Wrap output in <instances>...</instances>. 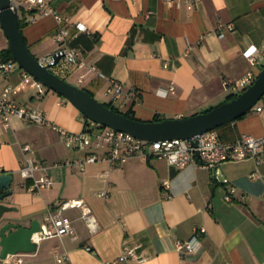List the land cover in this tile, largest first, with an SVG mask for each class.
<instances>
[{
	"label": "crops",
	"instance_id": "obj_1",
	"mask_svg": "<svg viewBox=\"0 0 264 264\" xmlns=\"http://www.w3.org/2000/svg\"><path fill=\"white\" fill-rule=\"evenodd\" d=\"M14 1L23 5L20 20L31 53L39 60L56 54L61 47L55 17L39 14L31 23L25 0ZM49 4L73 24L87 27L88 32L70 46L108 79L122 83L125 93L111 102L106 96L108 79L87 72L80 83L82 72L74 68L61 78L144 122H153L156 116L184 119L215 109L240 93L227 88L226 82L250 74L257 79L264 69V61L253 66L245 56L250 48H264V0H200L193 10L167 0ZM221 24L233 26L224 29V39L219 37ZM71 31L76 33L74 27ZM7 49L10 43L0 25V52ZM15 64L11 74L0 72V90L24 82L15 96L21 107L44 112L51 123L70 132L85 131L86 117L76 106L46 86L41 96L26 79L31 75ZM257 106L264 109V98ZM231 124L238 141L244 135L264 137V111L256 107ZM26 145L33 147L29 156L45 165L53 188L34 193V181L22 177ZM91 154V149L69 147L49 126L29 125L18 118L9 128L0 125V174L14 176V196L7 204L19 209L11 216L22 218L23 226L33 221L44 225L51 212H58L60 202L83 200L98 224L94 232L83 209L66 210L75 235L38 240L36 253L12 256L11 262L0 264H17L19 259L23 264H120L126 246H140L139 253L148 258L142 264H264V160L260 166L253 159L223 164L221 176L229 181L225 185L218 184L215 172L202 168L199 161L179 168L166 159L135 157L115 168L103 160L85 163ZM232 187L237 192L229 203L226 197ZM102 193L109 197H100ZM202 228L206 233L200 235V251L180 254L176 244L192 239ZM64 257L69 259L61 262Z\"/></svg>",
	"mask_w": 264,
	"mask_h": 264
},
{
	"label": "built area",
	"instance_id": "obj_2",
	"mask_svg": "<svg viewBox=\"0 0 264 264\" xmlns=\"http://www.w3.org/2000/svg\"><path fill=\"white\" fill-rule=\"evenodd\" d=\"M14 1V0H13ZM51 0H25V10L29 14V22L37 21L38 15L54 16L58 23V29L55 34L57 42L60 44V50L54 54L40 60L41 64L50 69L61 77L71 68L82 72L79 76V82L83 83L87 72L95 73L102 79H108L107 76L95 65L89 64L82 58L80 52L70 46V44L77 40L81 33H87L88 29L84 24H73L69 18H66L56 12L49 4ZM200 0H167L168 4L180 5L185 3L190 10H193L196 3ZM14 8L19 12L23 5L14 1ZM151 12L147 17L151 16ZM71 27L76 29V33H72ZM233 29L231 25L221 24L219 26V37L224 39L226 33L224 29ZM57 56H61V60L57 62ZM245 56L249 59L253 66L258 65L264 61V48L258 50L255 48L248 49ZM15 62L7 61L0 63V72L4 75H9L15 69ZM55 70V71H54ZM84 72V73H83ZM26 79L32 81L31 86L39 91L41 96L45 95V86L36 80L34 77L26 75ZM109 86L106 90V96L111 102H117L122 99L125 93V87L122 83L108 79ZM256 81L255 76L250 74L246 78L236 82H226L227 88H232L235 92L245 91ZM24 82L18 87L6 86L0 90V125L7 128L11 127L13 118H18L25 121L29 125L49 126L58 131L64 142L71 148L91 149L93 154L89 155L85 163H97L99 161H107L112 167L130 162L135 157L150 160L152 158L166 159L172 166L184 168L189 164L199 161L204 169L215 172L216 182L218 184L228 185L229 181L221 176L220 168L227 162L244 161L253 159L260 166L264 160V137H254L244 135L241 140L234 144L223 143L216 131H210L201 135H197L188 140H166L158 142H149L140 140L133 135L125 132L115 131L113 129L104 127L100 124L93 123L89 129L82 133L70 132L58 125L51 123L44 112L38 109L21 107L15 96L18 91L22 89ZM172 93L175 92V86L170 89ZM258 112H263L264 109L256 106ZM25 159L22 163L21 175L25 179L34 181L31 191L34 193H41L44 190L53 188V181L44 173L46 167L42 162H39L29 156L33 151L31 145H26L24 148ZM98 151H104L103 156L96 154ZM72 163H70L71 165ZM77 164L84 165V163L77 162ZM41 173V174H40ZM168 185V184H166ZM231 194L226 197V200L233 202V195L237 190L232 187ZM100 197L108 198L109 194L102 193ZM58 212H51L47 221L42 225L41 232L37 235L42 241L46 239L60 238L68 235H75L74 222L64 215V211L69 209H83V218L87 222L92 231L97 232L98 224L90 207L86 205L83 200H68L60 202ZM206 233V229H197L192 239L178 242L176 250L180 254H196L200 251V235ZM38 241V242H39ZM140 246L125 247L124 254L120 257V264H131L136 262L139 264L148 261V258L139 253ZM12 257V256H11ZM11 257L0 262H11ZM68 257L60 260H68ZM17 264H23L24 260L19 259Z\"/></svg>",
	"mask_w": 264,
	"mask_h": 264
},
{
	"label": "water",
	"instance_id": "obj_3",
	"mask_svg": "<svg viewBox=\"0 0 264 264\" xmlns=\"http://www.w3.org/2000/svg\"><path fill=\"white\" fill-rule=\"evenodd\" d=\"M13 3V0H0V25L9 40L14 60L49 90L69 100L93 123L115 131L129 133L140 140L149 142L188 140L234 123L253 111L264 98L263 69L256 81L238 98L209 112L161 122L130 119L108 108L86 90L56 75L50 69L51 67L42 65L40 60L31 53L26 43L20 26V13L14 8ZM56 58L57 62L62 59L61 56ZM13 182V175L0 174V259L2 261L11 256L36 253L39 242L35 239L42 229L39 221H33L30 226H23L22 218L11 216L19 213L18 208L7 204V200L14 196Z\"/></svg>",
	"mask_w": 264,
	"mask_h": 264
},
{
	"label": "trees",
	"instance_id": "obj_4",
	"mask_svg": "<svg viewBox=\"0 0 264 264\" xmlns=\"http://www.w3.org/2000/svg\"><path fill=\"white\" fill-rule=\"evenodd\" d=\"M20 26H21V30H22V28H23V21L22 20H20ZM0 58H2L4 62H7V61H13V62H15L14 57H13L12 52H11L10 49H7V50H4V51L0 52ZM90 95H92V94L90 93ZM240 95H241V93L233 94L232 96H230L228 98V100H227L226 103L235 100ZM105 105L108 108L113 109L115 112L121 113V114L125 115L126 117H128L130 119L137 120V121H141L138 118H136V116H135V114L133 112L123 113L119 109H117L114 106L113 103H108V104H105ZM211 110H213V109H211ZM211 110H208L206 112H209ZM242 118H240V119H242ZM164 120L165 119L161 118L160 116H156L153 122H161V121H164ZM91 125H92V122L89 121L86 118L85 119V127H86L85 130L89 129L91 127ZM215 131L218 133V135H219V137H220V139L222 140L223 143H226V144H234V143H236L238 141V138H237V136L235 134V131L232 129V124H227L225 126H222V127L218 128Z\"/></svg>",
	"mask_w": 264,
	"mask_h": 264
},
{
	"label": "rangeland",
	"instance_id": "obj_5",
	"mask_svg": "<svg viewBox=\"0 0 264 264\" xmlns=\"http://www.w3.org/2000/svg\"><path fill=\"white\" fill-rule=\"evenodd\" d=\"M3 30V29H2ZM75 86H80V85H78L77 83L75 84ZM241 94L243 93V91H241L240 92ZM101 103H103V104H108L109 103V100L107 99V98H100V99H98ZM116 107V106H115ZM117 108V107H116ZM117 109H119L121 112H123V110L121 109V108H117ZM124 113V112H123Z\"/></svg>",
	"mask_w": 264,
	"mask_h": 264
},
{
	"label": "bare ground",
	"instance_id": "obj_6",
	"mask_svg": "<svg viewBox=\"0 0 264 264\" xmlns=\"http://www.w3.org/2000/svg\"><path fill=\"white\" fill-rule=\"evenodd\" d=\"M36 238H38V239H39V236H38V235H36Z\"/></svg>",
	"mask_w": 264,
	"mask_h": 264
}]
</instances>
